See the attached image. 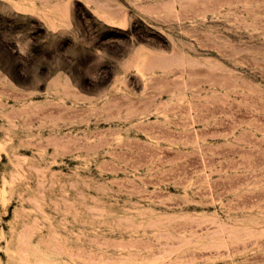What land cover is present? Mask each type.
Instances as JSON below:
<instances>
[{
  "label": "rangeland",
  "instance_id": "rangeland-1",
  "mask_svg": "<svg viewBox=\"0 0 264 264\" xmlns=\"http://www.w3.org/2000/svg\"><path fill=\"white\" fill-rule=\"evenodd\" d=\"M0 264H264V0H0Z\"/></svg>",
  "mask_w": 264,
  "mask_h": 264
}]
</instances>
